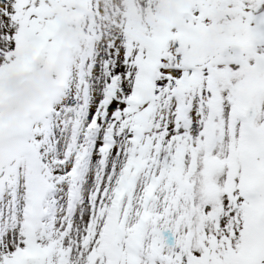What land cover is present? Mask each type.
<instances>
[{
    "label": "snow or ice",
    "instance_id": "snow-or-ice-1",
    "mask_svg": "<svg viewBox=\"0 0 264 264\" xmlns=\"http://www.w3.org/2000/svg\"><path fill=\"white\" fill-rule=\"evenodd\" d=\"M0 264H264V0H0Z\"/></svg>",
    "mask_w": 264,
    "mask_h": 264
}]
</instances>
